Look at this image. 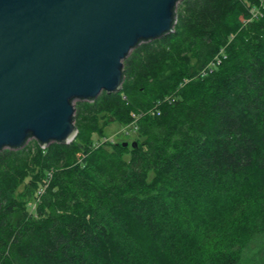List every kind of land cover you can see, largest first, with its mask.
Returning a JSON list of instances; mask_svg holds the SVG:
<instances>
[{
    "label": "trees",
    "instance_id": "trees-1",
    "mask_svg": "<svg viewBox=\"0 0 264 264\" xmlns=\"http://www.w3.org/2000/svg\"><path fill=\"white\" fill-rule=\"evenodd\" d=\"M259 2L184 0L124 58V90L75 103L72 142L0 151V264H241L264 238Z\"/></svg>",
    "mask_w": 264,
    "mask_h": 264
},
{
    "label": "water",
    "instance_id": "water-1",
    "mask_svg": "<svg viewBox=\"0 0 264 264\" xmlns=\"http://www.w3.org/2000/svg\"><path fill=\"white\" fill-rule=\"evenodd\" d=\"M178 1L0 0V151L73 141L74 100L124 90V58L173 29Z\"/></svg>",
    "mask_w": 264,
    "mask_h": 264
},
{
    "label": "rangeland",
    "instance_id": "rangeland-1",
    "mask_svg": "<svg viewBox=\"0 0 264 264\" xmlns=\"http://www.w3.org/2000/svg\"><path fill=\"white\" fill-rule=\"evenodd\" d=\"M183 1L184 0L178 1L177 7H176V11H178L180 9V7L182 6V2ZM259 4L260 5L262 4V0H260ZM249 11H250L249 13L251 15H253V16L256 15V13L252 10V8H250ZM192 62H194V60H192ZM78 100H74V107L76 105L75 103L78 102ZM82 102H85V101H82ZM74 114H75V118L77 120L80 119V122H84L85 121V120H83L81 118V115L78 114L76 111H74ZM76 122L77 121H74V124H76ZM99 126L103 127V131H104L103 136H106L107 139L113 140V142L114 141H120V140L128 139L127 142L130 143L132 141V139H134L135 133L133 131H131V132L126 134L125 131H124V129L126 127L121 126L116 120L113 119V117H111L110 114L105 113L103 116L99 115ZM103 136H100L99 139L103 140V138H104ZM33 142H35V139H33V138L28 141V143H30L29 144L30 147H32L31 148V153H33V151L35 150V148L37 146ZM52 143H53V141L50 142V144H52ZM48 146H46L45 148L44 147H40V148L42 150H45ZM22 148L23 147H21L19 149H22ZM16 151H18V150H16ZM36 175H39V174L37 173L36 170L33 169L32 170V176H33L32 178L33 179L37 178L38 176H36ZM27 187H29V186L21 184L19 186L18 190H17V194H20L21 192L22 193L26 192V188ZM30 203L33 205L32 207H34V205H35L34 202H30ZM263 253H264V238L263 237H261V238L260 237H256L254 240L251 241V244H249L248 248L245 249L244 257H243V260H242L241 264H249V263L253 262L255 260V258L259 259L260 257H263V255H262Z\"/></svg>",
    "mask_w": 264,
    "mask_h": 264
},
{
    "label": "built area",
    "instance_id": "built-area-1",
    "mask_svg": "<svg viewBox=\"0 0 264 264\" xmlns=\"http://www.w3.org/2000/svg\"><path fill=\"white\" fill-rule=\"evenodd\" d=\"M216 63H219V60H217ZM211 65L214 66L213 62L211 63ZM157 113H159V112L157 111ZM133 117H134V119H136V117L134 116V114H133ZM135 125H136V124H135V121L133 120V121H132L131 123H129V124L126 126V128L124 129L125 133L127 134V133H129V132H131V131H133V132L135 133V132H136V126H135Z\"/></svg>",
    "mask_w": 264,
    "mask_h": 264
}]
</instances>
